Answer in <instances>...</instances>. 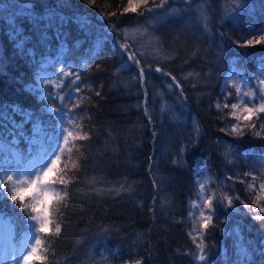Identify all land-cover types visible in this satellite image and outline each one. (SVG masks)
<instances>
[{"label": "trees", "instance_id": "1", "mask_svg": "<svg viewBox=\"0 0 264 264\" xmlns=\"http://www.w3.org/2000/svg\"><path fill=\"white\" fill-rule=\"evenodd\" d=\"M128 2L0 0V219L22 244L11 190L59 155L30 264H264V112L233 80L264 106V0Z\"/></svg>", "mask_w": 264, "mask_h": 264}, {"label": "rangeland", "instance_id": "2", "mask_svg": "<svg viewBox=\"0 0 264 264\" xmlns=\"http://www.w3.org/2000/svg\"><path fill=\"white\" fill-rule=\"evenodd\" d=\"M260 72L263 74V77H264V70L260 68ZM233 80L235 81L236 84L238 83V89L240 90L239 91L240 103L242 104L241 110L244 115H248L247 113L244 112V108L245 107L253 108L251 104V98L255 95V93L253 92L251 88H248L249 84L247 83V81L244 78H240L238 74H236V76L233 77ZM262 84L264 86V83ZM245 92H247L249 95L245 96L244 95ZM61 134H62L61 136L62 139L60 140V148H59L60 150L61 148L68 146L69 137H70L67 131L65 132L63 131L61 132ZM56 157L57 155L50 159L41 160L39 157H37L36 159H33L31 162L30 170H28L24 176L23 175L20 176L21 178L20 182L25 181L27 179L34 178V174L36 172H39L40 170H42L43 167H45L46 165H49L51 163V160L55 159ZM57 164H58V161H57ZM55 168H57V166ZM51 174L52 172L49 174V180H51ZM201 180H202L201 184L203 185L204 189H206V186H209L211 182V178L203 176ZM21 186L26 187L27 185L26 184L22 185L20 183L17 187H21ZM45 187L50 194L48 200L45 202V205H44L45 215L47 216L48 223H49V212L51 211V209L49 208L50 207L49 205L54 199L53 196H54L55 187L49 184L45 185ZM207 201H211V198H209ZM208 204L209 203H207L206 205L203 204L201 207V212H202L201 221L203 222V224L206 223L205 220L203 219V216L207 218V216L210 213V207ZM38 216H39V213L37 212L36 215H34V217H38ZM32 220L33 221L29 226L28 233H24L25 236L23 239V243L18 246L12 240L13 237L11 236L12 232H10L11 230L8 226L9 223L5 222V224H3V222L0 221V236H1V243H2L0 245V264H24L23 256L28 254V252L31 251V248L33 246L38 249V245L36 244V239H38V233H39V220L38 218L37 219L33 218ZM198 233L201 234V231H198Z\"/></svg>", "mask_w": 264, "mask_h": 264}, {"label": "snow or ice", "instance_id": "3", "mask_svg": "<svg viewBox=\"0 0 264 264\" xmlns=\"http://www.w3.org/2000/svg\"><path fill=\"white\" fill-rule=\"evenodd\" d=\"M138 0H129L128 2V7L125 9V12L128 11H132L135 12L136 11V4H137ZM167 2V0H161L160 5H158V7H163V5ZM143 3H147V0H143ZM149 12L152 11L151 8L148 9ZM143 15V13H142ZM264 44V36H261L259 39L256 40H252V39H248L245 42V46H251L253 44ZM135 56L134 55H130L129 56V60H134ZM137 64H139V60L135 61ZM264 62V61H262ZM124 67H127V65H124ZM157 72H160L161 69L160 68H156ZM164 75H168V73H164ZM141 76L143 77V71H141ZM78 82H79V76L76 77V81H74V84L77 86L78 88ZM261 83H264V81H262ZM179 86V85H177ZM237 91L239 92L240 90L237 89ZM245 96L249 95L247 92L244 93ZM233 108H236L237 105L233 104L232 105ZM254 111H259V112H264V106L260 107L259 109H254V108H249V107H245L244 108V112L247 113L248 115L244 116L245 120H248L251 118V115L253 114ZM233 131H236L235 128H233ZM60 159L59 156H57L55 159L51 160V163L49 165H46L45 167L42 168V170H40L39 172H36L34 174V178L32 179H27L25 181H21L20 183L26 184L27 186H21V187H15L11 190V200L16 202L19 201L21 203V205L24 204V200L26 195L31 197V199L35 200L36 203L32 205V211L33 212H38L39 216L38 217H33L34 219L39 220V231L40 232H44L48 227V218L45 215V202L48 200L49 198V192L46 189L45 185H47L50 181H49V174L51 172L54 171L57 161ZM13 179V177L9 176L8 180L11 181ZM55 179H53L51 181V183H55ZM61 183H64V181H60ZM0 187H4L3 185H0ZM5 191H7V189L5 188ZM0 195H3V193H0ZM260 211L262 213H264V208H261ZM257 220L260 219L259 216L256 217ZM204 227H207V224L204 225ZM56 231L59 233L60 232V228L57 227ZM41 243L40 239H36V244L39 245ZM199 247V246H198ZM38 249L36 247H32L31 251L28 252V254L23 256V261L24 264H30L31 261H33L34 259H39V260H43V257H38L37 255ZM201 259H204V257H201Z\"/></svg>", "mask_w": 264, "mask_h": 264}]
</instances>
